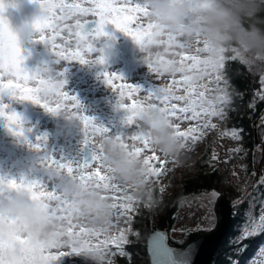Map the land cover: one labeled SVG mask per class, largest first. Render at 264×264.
I'll list each match as a JSON object with an SVG mask.
<instances>
[{"label":"snow or ice","instance_id":"obj_1","mask_svg":"<svg viewBox=\"0 0 264 264\" xmlns=\"http://www.w3.org/2000/svg\"><path fill=\"white\" fill-rule=\"evenodd\" d=\"M36 2L41 12L33 21L32 27L39 34L37 38L47 42L58 60L79 61L82 64L103 63V55H95L102 52V49L97 47L96 41L99 37L108 35L104 31L107 24L113 25L130 36L140 46L151 37L153 30L157 27L156 23L149 18L151 13L147 0H84V3L90 6H83L76 2L69 3L65 0H36ZM171 2L176 3L179 0H171ZM3 7V0H0V11L3 10ZM58 12L59 14H57ZM89 14L95 19L80 18ZM70 20H74V24L68 23ZM90 23H94V28L86 30L85 26ZM65 31L68 33L67 37L62 35ZM73 37L75 47L72 45ZM57 38L60 39V43H57ZM176 40V33H168L159 44L164 46V49H168L173 46L172 42ZM174 46L178 51L173 54L179 59L173 61L178 65V70L172 75L175 77L179 73L180 78L173 79L166 86H156L152 90L146 91L147 95L143 100L136 96L141 92L138 86L124 81L115 72L104 73L106 83L118 94L120 107L126 108L128 111L127 123L137 128V131L131 136L118 133L115 134L114 139L122 143V146L128 150L129 156L143 159L146 166L145 178L150 181L154 177L159 179L168 161L152 149L149 137L141 130V126L137 122L138 110L150 107L165 114L171 120L176 119L181 123L197 121L196 125L183 131L180 123L170 125L175 129L176 137L183 141L196 140L198 136L195 134H197L198 128L215 127L208 118L223 116V105L229 101L235 102L236 98L230 97L229 94L231 80L227 75V63L238 62L246 70L257 62L264 64V58H247L235 46L222 47L214 59L207 58L205 55L208 51L207 43L199 38L194 45L176 43ZM179 49L185 50L179 51ZM226 53L232 55H226ZM89 56H94V58H86ZM23 60L17 33L0 15V89H8L20 99L40 104L50 112L55 113L62 108L72 111L79 110L78 115L83 132L81 144L92 146L91 161L85 163L83 160H79L73 163L48 157L46 165L52 170L62 171L86 187L89 186L90 181H95L91 187L100 190L102 199L112 200L110 207L113 210V220L110 222L111 228L108 231L86 227L83 223H73L69 219L71 203L57 190V183L49 190L44 184L37 181L10 180L7 182L10 188L15 189L16 192L27 194L50 217L60 220L67 219L68 226L63 237L47 242H33L28 237L12 233H9L7 238L0 235V264H56L60 257L72 255L85 257L94 252L107 254L108 259H104L101 264H115L117 257H125L126 246L129 243L126 234L131 232L130 228L120 227L121 222L127 225L132 223V211L140 201L130 194V186L121 185L114 176L108 174L110 169L103 159V146L95 143L89 136L90 132L98 134L110 132L102 125L94 124L92 118L80 110V104L76 97L63 90L62 71H52V75L60 83L59 89L53 92V96L59 97V102L41 99L39 93L42 86L50 79L45 75L48 67L29 70L23 66ZM144 61L149 70L158 76L163 73L158 71L157 66L169 62L162 55L149 56ZM249 75L255 76L256 74L249 72ZM205 78H207V83L204 82ZM258 82L260 85L258 99L260 102H264V75L258 76ZM210 84H214L215 87L210 88ZM179 91H182L183 94H177ZM210 93H215V95H209ZM242 96L243 94L239 98L242 99ZM253 97H255V91ZM252 107L250 102L249 109L251 110ZM3 108L4 106L0 105V115H6L10 122L18 121L16 113H5ZM201 119L204 121L202 124L199 123ZM236 134L234 132L233 136ZM240 135L242 136V131ZM38 139L40 138L38 137ZM129 140L131 144L127 142ZM93 163H95L94 168L91 167ZM90 168L91 170H89ZM260 185L264 186V179H260ZM163 190L161 189V191ZM124 193L129 194L125 196ZM0 195H2V190H0ZM212 195L219 198V194L214 190ZM151 200L152 195L148 197V201L151 202ZM252 208L254 211V206ZM214 212L213 208L207 215L211 216ZM5 220L9 224L13 223V219L6 217L2 206H0V223ZM237 231L239 243L235 247L239 250L243 246L244 251H247L245 241L255 243L257 237L264 235V205H261L258 221L253 219L249 223L247 213H245V223L239 226ZM203 249V240L193 241L186 249L174 252L172 257L177 264H196L194 258H198ZM160 260L162 264H168L170 257L167 250H162ZM226 264H232L231 260H227ZM237 264H241V262L237 261Z\"/></svg>","mask_w":264,"mask_h":264},{"label":"rangeland","instance_id":"obj_2","mask_svg":"<svg viewBox=\"0 0 264 264\" xmlns=\"http://www.w3.org/2000/svg\"><path fill=\"white\" fill-rule=\"evenodd\" d=\"M13 1L14 4L11 9H7L5 7L7 0H3L4 7L0 11V15L18 35L21 55L24 57L23 66L29 70L47 66L52 71H62L63 90L76 97L80 104V110L91 117L94 124L102 125L110 133H126V136H131L137 131V128L127 123L128 111L126 108L120 107L117 92L106 83L105 72H115L124 81L138 86L141 92L136 96L141 100L146 97V91H150L156 86H166L173 79L180 78L179 73L175 77L167 73L160 76L152 73L142 58L143 53L139 45L130 36L111 24L105 25L104 28L108 35L99 37L96 41L97 47L102 49V52L95 55L102 54L103 63L88 62L82 64L79 61L57 60L53 64L55 58L48 59L52 57V54L49 53L51 48L46 41L37 38L39 34L32 27L33 21L41 12L36 0ZM65 2H76L83 4V6H90L85 4L84 0H65ZM80 18L92 20L95 17L89 14ZM68 23L74 24V20H70ZM111 34L115 35L116 43L111 41ZM62 35L67 37L68 33L65 31ZM57 40L59 43L61 42L59 38ZM128 41L132 43L130 47L126 45ZM72 45L75 47V42ZM127 49L134 54L133 58H130ZM154 51H159L165 59L172 57L171 49L165 52L164 46H160ZM86 58H94V56ZM72 63L74 64L73 70L69 69ZM204 82L207 83V78ZM209 87L214 88L215 85L210 84ZM177 94H183V92L179 91ZM209 95H215V93ZM0 105L4 106L3 111L5 113L14 112L18 117V121L14 123L10 122L6 115H0V190H2L0 206H2L16 195V190L8 186L7 182L10 180L17 182L37 181L44 184L49 190L52 189L57 178L53 175L50 176L53 170L46 165V159L52 157L56 160L76 163L82 158L84 144H81L83 140L81 124L68 125L62 117L54 112H50L42 105L30 100L20 99L8 89H0ZM208 119L215 127L198 128L197 134H195L198 136L196 140L184 141L185 150L181 156V161L177 163L174 159H167L168 163L163 174L158 180L154 177L150 181L151 202L148 201V198L137 199L140 203L132 211V214L145 213L150 226L154 227L158 215L164 211L165 207L173 204L169 202V199L173 197L176 206L175 222L167 234L180 245L185 243L186 237L191 232L213 231L219 221V216H217V214L219 215L218 201L224 197L234 198L257 180L254 168L256 167L255 159L253 166L251 150L242 147L240 142L242 136L239 131L226 129L227 117L225 114ZM260 121L261 119L257 123ZM173 122L180 123L182 131L198 123L197 121L181 123L176 119H173ZM203 122V119L199 121L200 124ZM258 130L262 138L264 136V122L259 123ZM234 132L237 133L235 136H233ZM89 136L91 140L97 143L100 134L90 132ZM127 142L131 144L130 140ZM88 146L92 152V146ZM262 150V148L257 150V165ZM196 162H199L200 166L203 165L206 171H216L220 178L219 181L210 191L175 198L173 194L176 193L179 180L198 171ZM91 167L94 168L95 163ZM262 177L263 175L255 182L254 188ZM155 188L158 191L157 195H155ZM254 188L248 189L245 195L238 197L240 200L231 206L234 207L243 201ZM161 189L164 190L161 191ZM213 190L219 194L218 199L212 195ZM261 205H264V200H260L259 205L253 211V202L250 204L251 208L247 211L249 223L253 219L258 221ZM213 208L215 209L214 214L207 215ZM231 209L232 214H234V209ZM244 223L239 224V226ZM120 227L131 229V232L126 234L128 240H130V234L133 233L132 236L145 243L143 229L134 231L131 224L127 225L123 222H121ZM208 229L212 230L209 231ZM100 259L104 260V257L101 256ZM56 264H94V262L85 257L72 255L60 257ZM249 264H264V243L259 248L257 247Z\"/></svg>","mask_w":264,"mask_h":264},{"label":"clouds","instance_id":"obj_3","mask_svg":"<svg viewBox=\"0 0 264 264\" xmlns=\"http://www.w3.org/2000/svg\"><path fill=\"white\" fill-rule=\"evenodd\" d=\"M150 10V19L157 27L151 37L140 47L143 59L160 55L159 42L168 33H176L177 40L172 42V57L168 63L157 66L158 71L165 74H174L178 65L173 61L177 52L176 43L194 45L197 38L206 42L207 58H215L218 50L225 46L237 47L247 58H264V0H147ZM199 34V36H197ZM185 49H179L184 51ZM50 79L42 86L39 93L41 99L46 101L56 100L53 96L60 87L59 81L52 75V69L45 73ZM79 110L72 111L62 108L55 112L62 117L68 125L81 124ZM137 122L141 130L149 137L153 150L165 159H174L177 163L185 150V143L175 136V129L170 125L173 120L165 114L155 111L150 107L138 110ZM122 135L126 136V133ZM115 134H100L97 144L103 146V159L110 169L108 173L114 176L121 185L131 188V195L135 199L143 200L152 195L150 180L146 177V166L142 158L128 155V150L122 143L114 139ZM50 175L55 176L58 191L71 203V222L83 223L86 227L108 231L113 220L111 199H102L100 190L91 187L95 181H90L89 186L81 185L70 176L53 169ZM129 193H124L127 196ZM6 217H11L13 223L7 220L0 223V235L7 238L9 233L28 237L31 241L47 242L60 239L64 236L68 220L54 219L44 210L40 209L23 192H16L13 199L2 205ZM101 256L108 259L106 253L94 252L85 256L101 264Z\"/></svg>","mask_w":264,"mask_h":264},{"label":"trees","instance_id":"obj_4","mask_svg":"<svg viewBox=\"0 0 264 264\" xmlns=\"http://www.w3.org/2000/svg\"><path fill=\"white\" fill-rule=\"evenodd\" d=\"M226 55L232 54L226 53ZM249 72L256 75H249ZM227 75L231 80V85L229 87L230 97H235L236 99L234 103L229 101L223 105L224 114L227 117L225 127L228 130H238L239 133L242 131V138L240 140L241 145L242 147L251 150L252 156V149L254 146L253 121L264 108V102H260L258 99L260 96L258 91L260 87L258 76L264 75V64L257 62L246 70L245 67L241 66L238 62H228ZM254 91L255 97H253ZM241 94H243L242 99L239 98ZM250 102L253 105L251 110L249 109ZM196 165L199 168L196 173L191 174L190 176H185L179 180L176 193L173 194L175 198L182 195L210 191L219 181L220 178L216 171H206L203 168V165L200 166L199 162H196ZM262 168H264V163ZM261 175H263L261 179H264V170H262ZM157 193L158 191L155 188V195H157ZM260 200H264V186H261L259 181L256 187L249 193L248 197L232 207L234 209V214L231 216L228 230L220 241L208 264H226L227 260H231L232 264H237V261H240L241 264H249L257 247L259 248V246H262L264 243V235L257 237L255 243L245 241L247 251H244L243 246L237 250L235 247V245L239 243L237 239V230L239 224L245 222V213L251 208L250 204L253 202V206L256 208L259 205ZM169 202L173 204L165 207L164 211L158 215L154 222V226L161 230L165 229L168 232L175 222L176 213V206L173 202V197L169 199ZM217 216L219 215L217 214ZM131 218L132 229L134 231L143 229L145 234L144 241L146 242L151 226L145 213H133ZM247 220H249L248 215ZM205 232L208 231L191 232L186 237L185 243ZM132 235L134 234H130V240L126 246L125 257H117L115 259V264H148L149 260L146 251V243H142ZM168 244L175 247H182L184 245H180L170 237H168ZM102 261L103 259H101V262Z\"/></svg>","mask_w":264,"mask_h":264},{"label":"water","instance_id":"obj_5","mask_svg":"<svg viewBox=\"0 0 264 264\" xmlns=\"http://www.w3.org/2000/svg\"><path fill=\"white\" fill-rule=\"evenodd\" d=\"M94 23H90L88 25L85 26L86 30H90L92 27H94ZM261 119L260 122H264V108L263 110L255 117L254 121H253V134H254V146H253V151H252V164L254 166V159H255V172H256V178L257 180L261 177V173H262V165L264 163V136L261 138L260 132L258 130V125L259 123H257L259 120ZM258 148H262V153H261V158L259 160V163L257 165L256 163V153ZM255 156V158H254ZM91 153L90 150L88 148L87 144H84L83 146V161L89 162L91 161ZM256 180V181H257ZM255 181V182H256ZM255 182L248 187L247 189H245L243 192H241L240 194L236 195L234 198H222L218 201V211H219V221L218 224L216 226V228L208 233H203L200 234L198 236H196L195 238H193L192 240H190L189 242H187L184 246L182 247H175V246H171L168 244V231L167 230H161L159 228H157L156 226L151 227L149 230V233L147 235L146 238V251H147V255H148V264H162V261L160 260V254L162 252V250H167L169 253V257L170 260L168 262V264H177V262L175 261V259L172 257V254L176 251L182 250V249H186L189 244L193 241H197V240H203L204 241V249L203 252L198 256V258H194L196 259V264H208L210 259L212 258V256L214 255L216 248L218 247L220 241L222 240V238L225 236L229 224H230V220H231V216H232V204H235L238 197H242L243 195H245V193L247 192L248 189L254 188V184ZM235 200V201H234Z\"/></svg>","mask_w":264,"mask_h":264},{"label":"flooded vegetation","instance_id":"obj_6","mask_svg":"<svg viewBox=\"0 0 264 264\" xmlns=\"http://www.w3.org/2000/svg\"><path fill=\"white\" fill-rule=\"evenodd\" d=\"M33 1H35V0H33ZM14 4V1L13 0H7V2H6V4H5V7L7 8V9H11V6ZM37 4V3H36ZM38 5V4H37ZM13 11V10H12ZM95 19V18H94ZM110 28L112 29V26H110ZM110 39H111V41H113V42H117L115 39H116V37H115V35H110ZM75 42V40H74V37L72 38V43H74ZM57 43H59V40H57ZM132 43H131V41H128L127 43H126V45L128 46V47H130V45H131ZM127 53L129 54V56H130V58H133V53L132 52H129V49H127Z\"/></svg>","mask_w":264,"mask_h":264},{"label":"built area","instance_id":"obj_7","mask_svg":"<svg viewBox=\"0 0 264 264\" xmlns=\"http://www.w3.org/2000/svg\"><path fill=\"white\" fill-rule=\"evenodd\" d=\"M50 54H52V57H49L48 59L50 60V58H55V60H54V62H53V64L55 63V62H57V58H56V56H55V53L51 50L50 52H49ZM73 63H75V62H73ZM71 64V66H70V68L69 69H72L73 70V65L74 64ZM9 138V137H8ZM8 138H6V140H8ZM3 143H5V142H3ZM88 145V144H87ZM84 146V145H83ZM88 148H89V146H88ZM83 150V149H82ZM90 150V149H89ZM90 153H91V156H92V152H91V150H90ZM81 160H83V153H82V158H81ZM240 200V198H238L237 199V201H239ZM236 201V202H237Z\"/></svg>","mask_w":264,"mask_h":264}]
</instances>
